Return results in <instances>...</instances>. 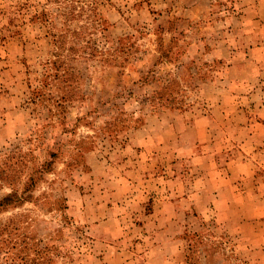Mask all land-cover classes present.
Wrapping results in <instances>:
<instances>
[{
	"label": "rangeland",
	"instance_id": "obj_1",
	"mask_svg": "<svg viewBox=\"0 0 264 264\" xmlns=\"http://www.w3.org/2000/svg\"><path fill=\"white\" fill-rule=\"evenodd\" d=\"M0 264H264V0H0Z\"/></svg>",
	"mask_w": 264,
	"mask_h": 264
},
{
	"label": "crops",
	"instance_id": "obj_2",
	"mask_svg": "<svg viewBox=\"0 0 264 264\" xmlns=\"http://www.w3.org/2000/svg\"><path fill=\"white\" fill-rule=\"evenodd\" d=\"M160 253H163V249L161 248V252Z\"/></svg>",
	"mask_w": 264,
	"mask_h": 264
}]
</instances>
